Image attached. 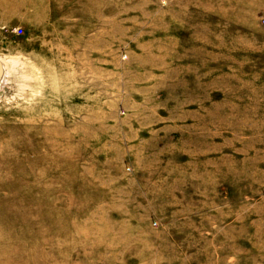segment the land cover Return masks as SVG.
<instances>
[{"label": "rangeland", "instance_id": "1", "mask_svg": "<svg viewBox=\"0 0 264 264\" xmlns=\"http://www.w3.org/2000/svg\"><path fill=\"white\" fill-rule=\"evenodd\" d=\"M0 264H264V0H0Z\"/></svg>", "mask_w": 264, "mask_h": 264}]
</instances>
